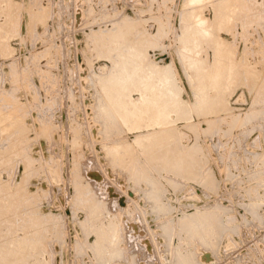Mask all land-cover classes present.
I'll use <instances>...</instances> for the list:
<instances>
[{"label": "rangeland", "instance_id": "rangeland-1", "mask_svg": "<svg viewBox=\"0 0 264 264\" xmlns=\"http://www.w3.org/2000/svg\"><path fill=\"white\" fill-rule=\"evenodd\" d=\"M178 252L264 264V0H0V264Z\"/></svg>", "mask_w": 264, "mask_h": 264}, {"label": "bare ground", "instance_id": "bare-ground-1", "mask_svg": "<svg viewBox=\"0 0 264 264\" xmlns=\"http://www.w3.org/2000/svg\"><path fill=\"white\" fill-rule=\"evenodd\" d=\"M202 97H204V95H203ZM205 99H206V97H204V100H205ZM201 100H202V99H201ZM204 100H203V101H204ZM125 109L128 110L127 108H125ZM117 113H122V109H121V112L116 111V114H117ZM127 113H128V111H127L126 114H124V115L126 116V119H129L130 116L127 115ZM116 116H118V115H116ZM119 116H120V115H119ZM128 116H129V117H128ZM127 117H128V118H127ZM118 118H119V117H118ZM165 132L167 133V131H163V132H159V133H157V134L153 133V134H149V135H144V134H142V135H138L136 138H134V140L136 141V145H137V142H138V141H140V142H139V145H140L141 141H143V140H147V141H149V138L152 139V140L154 139V141H157V140L159 139V136L162 135V136L164 137L163 134H164ZM157 138H158V139H157ZM160 140H161V139H160ZM135 141H134V142H135ZM147 141H146V142H147ZM141 144H142V143H141ZM141 146H143V145H141ZM143 147H144V146H143ZM158 149H160V148H158ZM111 150H112V149H111ZM112 151H113V150H112ZM172 151H173V150H172ZM173 152H174V151H173ZM113 153H116V152L113 151ZM180 160H181V159H180ZM180 160H179V161H180ZM195 169H196V168H195ZM144 171H145V170H144ZM192 173H193V172H192ZM81 174H82V173H81ZM193 174H194V173H193ZM141 175H142V174H141ZM194 176H195V174H194ZM202 179H203V178H202ZM206 179H207V178H206ZM208 179H209V178H208ZM208 179H207V181H209ZM79 196H80V195H79ZM90 202H91V201H90ZM184 226H186V227H191V224H188V223H187V224H184ZM175 257H176L177 261H178L180 264H193L192 262L196 261V260H195L196 258L194 257L193 254H190V255L187 256V255H184V254L178 252V253H176V256H175ZM205 257H206V256H205ZM189 259H190V260L193 259L194 261L190 262ZM194 264H195V263H194Z\"/></svg>", "mask_w": 264, "mask_h": 264}]
</instances>
